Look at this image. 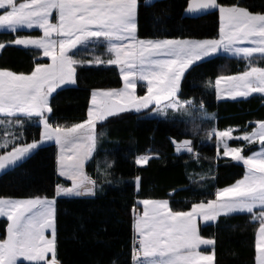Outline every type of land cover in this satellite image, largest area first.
<instances>
[{
    "label": "snow or ice",
    "instance_id": "1",
    "mask_svg": "<svg viewBox=\"0 0 264 264\" xmlns=\"http://www.w3.org/2000/svg\"><path fill=\"white\" fill-rule=\"evenodd\" d=\"M147 7L152 0H145ZM138 0H0V30L16 33L22 29H40L42 37L16 36L7 44L42 49L51 63L36 64L30 74L0 70V124L22 126L20 118H39L41 137L31 143L3 139L0 171L22 165L47 141L58 146L57 171L71 186L57 184L53 198H0V217H6L7 238L0 241V264H18L20 258L30 264H59L57 259L56 198L94 197L97 181L89 177L84 166L95 151L98 122L122 112L148 109L167 117L168 110L191 115L192 101L181 100L179 92L185 72L194 64L221 51L248 60L247 70L236 75H221L206 86L215 89L219 98L235 100L252 93H264V67L253 66L251 57L264 58V14L252 13L239 4L222 5L218 0H191L188 13L216 10L220 27L217 39H140L137 36ZM53 12L56 22H52ZM6 43L0 42V50ZM104 46L111 54L106 61L115 65L123 80L120 90H96L91 95L87 119L72 126L51 124L46 114L52 112L49 97L66 84H76L74 58L78 46ZM146 82V94L137 95V82ZM203 110L202 103L199 105ZM203 114V111H202ZM197 130H193L195 133ZM233 129L212 128L205 138L217 137V147L246 166L242 179L218 189L214 199L194 203L190 211H174L167 200L138 201L142 210L133 208L135 264H215V252L205 254L202 245L214 246L215 240L203 238L197 220L216 221L221 215L252 214L259 221L255 239L258 264H264V149L248 156L239 147H229L231 139L249 143L257 139L264 145V122L251 133L233 137ZM176 151L193 153L192 141H173ZM148 155L135 163H148ZM112 165L109 164L108 167ZM204 177H201L203 179ZM139 177H136L137 186ZM259 209L257 212L256 210Z\"/></svg>",
    "mask_w": 264,
    "mask_h": 264
},
{
    "label": "trees",
    "instance_id": "2",
    "mask_svg": "<svg viewBox=\"0 0 264 264\" xmlns=\"http://www.w3.org/2000/svg\"><path fill=\"white\" fill-rule=\"evenodd\" d=\"M191 0H158L151 7L138 0L137 33L141 39H217L219 13L187 16ZM222 5L239 4L250 12L264 14V0H218ZM2 12V11H1ZM39 36L40 32L0 33V42L16 36ZM75 86L57 90L50 99L53 126H72L86 120L91 94L96 90H116L122 78L116 67L95 63L97 57L108 60L104 46L88 45L78 49ZM253 66L264 67V58H250ZM49 63L36 49L14 47L6 43L0 52V70L30 74L36 64ZM249 67L248 60L219 55L192 66L181 81L179 98L202 103L207 113L215 114L218 131L235 129L242 135L264 122V97L218 102L214 88L207 87L221 75H236ZM139 95L145 94V89ZM155 106L140 112L127 111L98 122L96 133L102 136L97 152L86 162L85 173L97 181L94 199L56 198L57 259L59 264H132L131 237L134 234L133 208L142 210L137 201L167 200L174 211H190L194 203L214 199L218 189L242 179L245 169L231 159L216 155L213 145L201 147L200 139L185 133L183 123L173 119L144 118ZM23 127L14 128L15 143L40 139V127L20 118ZM11 137L10 139H12ZM192 141L197 158L185 151L177 152L173 141ZM248 155L244 142L235 140ZM0 149V154L10 150ZM217 151V152H216ZM148 155L147 164L138 165L136 158ZM111 164V167L108 165ZM57 147L39 148L22 165L0 176V198H53L57 184L68 186L57 175ZM205 180L197 175L210 173ZM205 175V174H203ZM136 177H139L137 186ZM3 231V226H1ZM259 223L252 214L221 216L213 224L199 225L200 235L215 240V264H255V239ZM18 264H28L20 262Z\"/></svg>",
    "mask_w": 264,
    "mask_h": 264
},
{
    "label": "rangeland",
    "instance_id": "3",
    "mask_svg": "<svg viewBox=\"0 0 264 264\" xmlns=\"http://www.w3.org/2000/svg\"><path fill=\"white\" fill-rule=\"evenodd\" d=\"M154 1H158V0H152V2H154ZM190 4V3H189ZM189 6V5H188ZM213 11H215V10H208L207 12H200V13H188L187 12V9H186V11H185V14L187 15V16H196V15H203V14H207V13H209V12H213ZM52 22H56V13L55 12H53V19H52ZM40 32V35L39 36H32V35H29V36H32V37H35V38H38V37H42L43 36V32H42V30H40V29H37V28H34V29H22V30H19L18 32H26V33H32V32ZM18 32H16V33H12V34H17ZM0 33H11V32H9V31H7V30H0ZM137 36H138V33H137ZM139 38V37H138ZM141 39V38H140ZM189 40H195V39H189ZM11 45V44H10ZM12 46H14V47H19V48H24V49H35V48H31V47H28V48H25L24 46H20V45H12ZM85 46H78V48L77 49H75V50H73V53H75L78 49H80V48H84ZM36 50H39L41 53H42V58H44V59H47L48 61H49V64L51 63V59H50V57H47V56H44V54H43V50L42 49H36ZM0 52H1V50H0ZM223 51H221V52H219V53H217V54H214L213 56H211V57H206L204 60H202V61H199V62H197L196 64H194V65H197V64H199V63H201V62H203V61H206V60H209V59H211V58H214V57H216V56H219V54H221ZM73 53H70V55H73ZM108 53V52H107ZM108 55H109V57H108V59L110 58V56H111V54L110 53H108ZM255 56H258V57H261L260 56V54L259 53H257V54H254L253 55V57H255ZM253 57H251V58H253ZM193 65V66H194ZM109 66H113V67H116L117 69H118V67L117 66H115V65H109ZM190 69V68H189ZM188 69V70H189ZM119 70V69H118ZM187 70V71H188ZM186 71V72H187ZM186 72H185V74H186ZM184 74V75H185ZM122 78V77H121ZM145 84H146V82H143V81H138L137 82V88H136V94L139 96V92H140V90H142V89H145V94H146V91H147V89H146V86H145ZM63 86H71V85H69V84H66V85H63ZM63 86H61V87H63ZM73 86H75V84L73 85ZM123 88V80H122V87L120 88V89H122ZM120 89H116V90H120ZM57 90H59V88L57 89ZM56 90V91H57ZM55 91V92H56ZM54 92V93H55ZM54 93H52V95L49 97V103H50V99H51V97L54 95ZM264 94V93H263ZM262 97V96H261ZM249 98V97H248ZM248 98H240V99H237V100H245V99H248ZM236 100V101H237ZM232 101H235V100H232ZM90 106H91V104H90ZM191 115H189V114H186V113H183V112H181V111H173V110H171V109H169L168 110V115H167V117H164V116H162V115H160L159 113H157L155 110H153L151 113H149V114H147L146 116H144V118H156V119H173L174 120V122H179V123H183L184 124V126H185V133L186 134H188V135H191V136H193V137H195V138H198V139H200V140H198L199 141V145H201V147H205V146H207V145H213L214 147H215V149L218 151V150H223V153L221 154V153H219V152H217L218 154L216 155V158L217 159H220V158H225V159H231V160H233L232 158H231V156H225L224 155V148H223V146L221 145L219 148L217 147V137H215V136H213L211 139H207V138H205V133L207 132V131H210L212 128H215L214 127V123H215V118H216V116H215V114H210V113H207L205 110H204V108H203V110H201L200 109V107L198 106V105H196L193 101H192V106H191ZM202 111H203V114H202ZM154 112V113H153ZM47 115V118H49V116H50V113L49 114H46ZM0 119H4V120H9V119H11V120H13V121H15L16 120V118H7V117H3V116H0ZM87 119V118H86ZM28 121L29 122H34L36 125H38L39 127H40V137H41V132H42V125H40L39 124V118H36V117H33V118H31V119H28ZM259 123V122H258ZM258 123H255V127H254V129L252 130V131H254L255 130V128L258 126ZM19 127H23V124H22V126L20 125V124H18V123H13L12 125H5V124H0V142H2L1 140L2 139H10L12 136L10 135V133H14V131H13V129L14 128H19ZM193 130H197L195 133L193 132ZM234 131H235V129H233V132H232V135H233V137H236V136H243L244 134H242V135H235L234 134ZM252 131H250V132H246V133H251ZM96 136H97V143H96V148H95V151H94V153L92 154V156L97 152V150L99 149V146H100V144H101V138H102V136H100V134H97L96 133ZM235 140H237V139H231V140H228L227 141V143H228V146L229 147H232L231 145H230V143L232 142V141H235ZM242 142H244V144L246 145V147H247V149H249V148H253L254 147V149H253V151L251 150V152L248 154V155H250V154H252V153H254V152H257V151H260V150H262V149H264V145H261V143H260V141L257 139L255 142H252V143H249V142H247V141H244V140H241ZM53 144H55L56 145V143L54 142V141H47V142H45L44 144H42L39 148H43V147H46V146H50V145H53ZM38 148V149H39ZM38 149H36L34 152H33V154L38 150ZM8 150H6L4 153H2V154H5L6 152H7ZM187 153V152H186ZM32 154V155H33ZM188 155H190V156H193L194 157V159L195 158H197L198 156H197V153H195V152H193V153H187ZM31 155V156H32ZM242 155H244V156H248V155H246V154H244L243 153V150H242ZM30 156V157H31ZM29 157V158H30ZM26 161V160H25ZM24 161V162H25ZM233 161H235V160H233ZM235 162H237L238 164H240L241 165V163L242 162H240V161H235ZM15 167H10V168H8V169H6V170H3V171H0V176L1 175H3L4 173H6V172H8V171H10V170H13ZM214 173V169H213V167H212V170H210V173H205V171H204V173L203 174H205V175H203V174H199V175H197V181L198 180H205V178H208V176L210 175V174H213ZM201 177H204L203 179H201ZM11 199H17V198H11ZM21 199H29V198H21ZM142 206V205H141ZM143 207V206H142ZM3 221H5L6 222V225L8 224H10V221H7V218L6 217H0V241H2V240H4V239H6L7 238V229H5V224L3 223ZM199 219L197 220V225H198V229H199V225L201 224V225H207V223L205 222V221H203L202 220V223L201 222H199ZM209 223V222H208ZM1 226H3V231H2V228H1ZM200 233V232H199ZM206 246L207 245H202L201 246V248H206ZM20 262H25V263H28V264H30V262L29 261H26V260H24L23 258H20V260L18 261V263H20Z\"/></svg>",
    "mask_w": 264,
    "mask_h": 264
},
{
    "label": "crops",
    "instance_id": "4",
    "mask_svg": "<svg viewBox=\"0 0 264 264\" xmlns=\"http://www.w3.org/2000/svg\"><path fill=\"white\" fill-rule=\"evenodd\" d=\"M18 2H22V0H18ZM219 55H223V56H228V57H232V58H238V57H236V56H233V55H231V54H228V53H224V52H222L221 54H219ZM239 58H242V57H239ZM69 85H71V86H73L74 84H69ZM63 87H68V86H63ZM63 87H60V88H63ZM59 88V89H60ZM217 94V93H216ZM92 95V94H91ZM251 96H263L264 97V94L263 93H252L251 95H249V96H247V97H237L235 100H237V99H240V98H248V97H251ZM217 98H218V102H224V101H232L233 99H231V98H228V97H224V98H219L218 97V95H217ZM91 103V102H90ZM154 113V112H153ZM5 139V138H4ZM1 141H3V139L1 140ZM55 145V144H54ZM57 146V145H56ZM58 151H59V149H58V146H57V157H58ZM87 162V161H86ZM86 164V163H85ZM241 164H243V163H241ZM56 167H57V165H56ZM246 168V167H245ZM84 171H85V166H84ZM57 175L59 176V174H58V171H57ZM59 178L61 179V180H63L64 182H66V183H69L68 184V186H71V182L70 181H68L66 178H64V177H60L59 176ZM98 193H99V188L97 187V193H96V195L94 196V197H63V198H68V199H80V198H84V199H94V198H96L97 196H98ZM57 198H61V197H57ZM138 202V201H137ZM257 212L259 211V209H257L256 210ZM235 214H244V213H235ZM248 214V213H247ZM230 215H232V214H230ZM221 216H227V215H221ZM221 216H219V217H221ZM218 217V218H219ZM217 221V220H216ZM216 221H208V222H206L207 224H213V223H215ZM199 222H201L202 223V219H199ZM198 222V223H199ZM254 222H257V223H259V221L258 220H254ZM3 223L5 224V229H7V226H8V224L6 225V222L5 221H3ZM134 224H135V221H134ZM200 224V223H199ZM201 225V224H200ZM133 230H134V234H133V236L131 237V243L133 242V239H134V237L136 236V232H135V227L133 226ZM257 233H258V231H257ZM257 236V235H256ZM213 249H214V246H206V248H200L199 249V251H201V252H203V253H205V254H211L212 252H213ZM256 257H257V253H256ZM255 264H258V262H257V259H256V261H255Z\"/></svg>",
    "mask_w": 264,
    "mask_h": 264
},
{
    "label": "built area",
    "instance_id": "5",
    "mask_svg": "<svg viewBox=\"0 0 264 264\" xmlns=\"http://www.w3.org/2000/svg\"><path fill=\"white\" fill-rule=\"evenodd\" d=\"M136 243V241L134 240V244ZM134 244H133V248H132V253H133V249H134ZM134 264H135V260H134Z\"/></svg>",
    "mask_w": 264,
    "mask_h": 264
}]
</instances>
